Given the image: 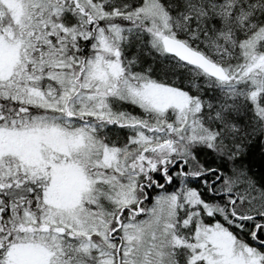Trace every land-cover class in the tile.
<instances>
[{
	"label": "snow or ice",
	"instance_id": "snow-or-ice-1",
	"mask_svg": "<svg viewBox=\"0 0 264 264\" xmlns=\"http://www.w3.org/2000/svg\"><path fill=\"white\" fill-rule=\"evenodd\" d=\"M0 264H264V0H0Z\"/></svg>",
	"mask_w": 264,
	"mask_h": 264
}]
</instances>
